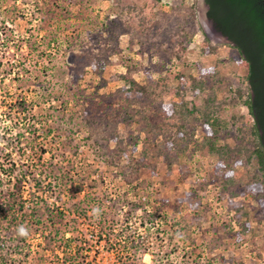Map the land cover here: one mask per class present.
<instances>
[{"label": "rangeland", "instance_id": "rangeland-1", "mask_svg": "<svg viewBox=\"0 0 264 264\" xmlns=\"http://www.w3.org/2000/svg\"><path fill=\"white\" fill-rule=\"evenodd\" d=\"M206 13L0 0V264H264L247 70ZM195 101L221 167L202 113L181 112Z\"/></svg>", "mask_w": 264, "mask_h": 264}, {"label": "trees", "instance_id": "trees-1", "mask_svg": "<svg viewBox=\"0 0 264 264\" xmlns=\"http://www.w3.org/2000/svg\"><path fill=\"white\" fill-rule=\"evenodd\" d=\"M205 2L209 7L207 17L214 22L216 30L225 36L231 43L232 48L239 53L241 65L247 70L246 81L250 95H248L244 105L252 118L251 135L256 143L253 150L245 148V151L249 153V157H255L257 170L264 178V5L262 0H205ZM206 49L210 52L215 50L213 46H210L207 39L204 41L202 52H206ZM182 50H184V47H182ZM129 59L127 58V60ZM131 70L132 68L129 69V71ZM129 82L133 88L139 89V86L133 80L130 79ZM194 84L191 86L192 92L198 96L200 90ZM142 93V91H139L140 95ZM180 108L183 109L182 113L185 111L186 116L194 115L193 119L196 117L195 114L198 113L199 115V113H202V117L205 119L203 121V129L206 134V146L210 152L219 155V167H221L223 157L227 155L228 150L217 148L212 140L216 134L215 129L220 125L218 119L215 118L212 122L209 121L208 108L201 112L197 101L192 102L190 111L186 110V103L181 104ZM184 137L185 134L179 130L177 139L182 141ZM183 148H185V143H177V149L182 150ZM25 177L26 175H24V179ZM254 186L261 191L263 190L262 185L255 183ZM81 189L82 187L79 186L77 191L79 192ZM258 198L264 204V195ZM7 210L8 212L13 211L11 206ZM241 228L242 232L250 230L248 223H244ZM10 233L8 231L7 235H10ZM21 238L25 240L27 236H21ZM62 241L69 242L64 236ZM0 243L2 245V241Z\"/></svg>", "mask_w": 264, "mask_h": 264}, {"label": "flooded vegetation", "instance_id": "flooded-vegetation-1", "mask_svg": "<svg viewBox=\"0 0 264 264\" xmlns=\"http://www.w3.org/2000/svg\"><path fill=\"white\" fill-rule=\"evenodd\" d=\"M206 6H207V13H208V10H209V7H208V5L206 4ZM207 13H206V19L208 20V22H210L211 23V25L214 27V29L216 30V28H215V25H214V22L211 20V19H209L208 17H207ZM217 31V30H216ZM217 33L222 37V38H225L227 41H229L225 36H223L220 32H218L217 31Z\"/></svg>", "mask_w": 264, "mask_h": 264}, {"label": "clouds", "instance_id": "clouds-1", "mask_svg": "<svg viewBox=\"0 0 264 264\" xmlns=\"http://www.w3.org/2000/svg\"><path fill=\"white\" fill-rule=\"evenodd\" d=\"M18 234L21 236H27L28 235L27 230L24 227L19 228Z\"/></svg>", "mask_w": 264, "mask_h": 264}, {"label": "water", "instance_id": "water-1", "mask_svg": "<svg viewBox=\"0 0 264 264\" xmlns=\"http://www.w3.org/2000/svg\"><path fill=\"white\" fill-rule=\"evenodd\" d=\"M262 3H263V5H264V0H262Z\"/></svg>", "mask_w": 264, "mask_h": 264}]
</instances>
